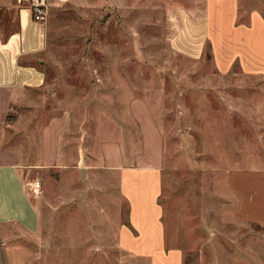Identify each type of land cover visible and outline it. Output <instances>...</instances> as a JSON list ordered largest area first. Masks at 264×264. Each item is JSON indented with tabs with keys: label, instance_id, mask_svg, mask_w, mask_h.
I'll use <instances>...</instances> for the list:
<instances>
[{
	"label": "rangeland",
	"instance_id": "1",
	"mask_svg": "<svg viewBox=\"0 0 264 264\" xmlns=\"http://www.w3.org/2000/svg\"><path fill=\"white\" fill-rule=\"evenodd\" d=\"M229 3L237 4L226 13L235 27H251L254 11L264 19V0ZM205 6L206 0L47 1L46 84L11 107L2 143L23 151L26 166L42 164L41 147L51 143L47 166L25 175L40 229L30 235L17 224L1 226L0 264H148L120 248L130 206L113 166L158 164V155L160 202L177 241L219 247L221 230H251L233 220L235 206L223 193L228 170L264 164V78L243 73L238 59L222 74L210 38L198 57L188 54L183 27L206 15ZM38 179L42 188L33 192L29 184ZM200 253L208 261L216 255L202 247L189 256Z\"/></svg>",
	"mask_w": 264,
	"mask_h": 264
},
{
	"label": "crops",
	"instance_id": "2",
	"mask_svg": "<svg viewBox=\"0 0 264 264\" xmlns=\"http://www.w3.org/2000/svg\"><path fill=\"white\" fill-rule=\"evenodd\" d=\"M32 1L0 0V230L1 226L17 224L24 233L35 235L40 229L41 211L31 198L25 175L27 169L47 166L51 143L41 147L42 164L36 161L29 166H26L23 151L2 145L5 120L11 107L46 84L47 27L45 22L35 19ZM220 2L206 0V15L190 18L184 25L188 54L198 57L204 41L210 38L214 44V60L222 74H228L238 59L245 67L243 73L264 78V41L259 31L264 30V19L254 11L251 27H235L232 14L228 19L226 13L236 12L237 4H230L229 0ZM177 38L178 48L185 49L179 45L182 35ZM48 140L45 138L46 142ZM161 159L158 155V164L128 166L121 161L113 166L121 172V193L130 206V226L120 229V248L145 258L148 264H264V164L228 170L227 190L223 195L228 198V204L235 206L233 220L251 225V230H221L220 236L225 239L218 247L195 239L182 243L176 240L175 232H167L164 206L160 202L163 193ZM178 231L181 236L197 235L196 231ZM209 233L212 237L213 232ZM202 247H208L216 255L211 256L210 261L201 253L194 258L189 256L201 252ZM230 247H234L231 258Z\"/></svg>",
	"mask_w": 264,
	"mask_h": 264
},
{
	"label": "built area",
	"instance_id": "3",
	"mask_svg": "<svg viewBox=\"0 0 264 264\" xmlns=\"http://www.w3.org/2000/svg\"><path fill=\"white\" fill-rule=\"evenodd\" d=\"M48 0H33L32 1V8L34 11V17L36 20H42L45 18L46 15V7H47ZM31 190L33 192H38L42 188V181L36 180L29 184Z\"/></svg>",
	"mask_w": 264,
	"mask_h": 264
},
{
	"label": "trees",
	"instance_id": "4",
	"mask_svg": "<svg viewBox=\"0 0 264 264\" xmlns=\"http://www.w3.org/2000/svg\"><path fill=\"white\" fill-rule=\"evenodd\" d=\"M188 262V260H186V263Z\"/></svg>",
	"mask_w": 264,
	"mask_h": 264
}]
</instances>
